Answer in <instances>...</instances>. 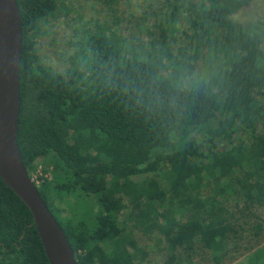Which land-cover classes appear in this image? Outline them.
<instances>
[{
  "label": "trees",
  "instance_id": "obj_1",
  "mask_svg": "<svg viewBox=\"0 0 264 264\" xmlns=\"http://www.w3.org/2000/svg\"><path fill=\"white\" fill-rule=\"evenodd\" d=\"M15 1L17 144L29 176L38 164L50 169L51 180L36 187L77 264H139L130 234L138 219L166 238L170 253L204 251L211 264H226L234 214L190 193L209 183L264 207V22L234 19L255 0H166L169 19H185L192 60L183 49L176 58L166 45L152 53L154 42L137 49L117 33H89L85 48L66 57L65 72L36 56L37 25L55 17L60 0ZM197 61L206 67L189 82ZM50 187L95 197L100 210L91 223L63 219ZM126 195L128 214L119 205ZM171 203L181 204L172 212ZM0 264H49L30 211L1 179Z\"/></svg>",
  "mask_w": 264,
  "mask_h": 264
},
{
  "label": "rangeland",
  "instance_id": "obj_2",
  "mask_svg": "<svg viewBox=\"0 0 264 264\" xmlns=\"http://www.w3.org/2000/svg\"><path fill=\"white\" fill-rule=\"evenodd\" d=\"M170 4L166 0H60L59 11L55 17L37 25L36 56L39 61L55 72L67 70L66 57L72 52L85 48L89 33L105 36L114 32L127 39L137 49H149L150 43H156L152 53H157L166 45L172 54L178 56L183 49L192 60L194 55L189 46V32L183 16L169 19ZM234 19L243 25L264 22V0H255L249 7L240 10ZM264 50V41L262 43ZM191 63V62H190ZM194 65L193 63H191ZM188 74V81L195 80V75L206 65L196 62ZM50 169L42 164L30 174L39 188L51 180ZM201 189L191 192V198L202 202H219L234 214L237 229L235 245L230 248V258L226 264H264V207L254 208L243 203L232 193L219 194L212 184L206 183ZM52 192L55 211L60 217L72 222L91 223L100 206L95 197H82L78 193L65 197ZM132 197L126 195L120 199V210L128 214ZM169 209L173 212L175 206ZM56 214V213H55ZM57 216V214H56ZM259 226V230L254 229ZM153 227L144 219L133 220L130 234L142 252L139 264H211L207 252L177 250L170 253L166 248V238L158 234H149ZM254 233L255 236L253 235ZM149 235V236H148ZM172 257V260L170 259Z\"/></svg>",
  "mask_w": 264,
  "mask_h": 264
},
{
  "label": "water",
  "instance_id": "obj_3",
  "mask_svg": "<svg viewBox=\"0 0 264 264\" xmlns=\"http://www.w3.org/2000/svg\"><path fill=\"white\" fill-rule=\"evenodd\" d=\"M21 52L18 5L15 0H0V179L30 211L49 264H77L60 225L24 167L18 148Z\"/></svg>",
  "mask_w": 264,
  "mask_h": 264
},
{
  "label": "built area",
  "instance_id": "obj_4",
  "mask_svg": "<svg viewBox=\"0 0 264 264\" xmlns=\"http://www.w3.org/2000/svg\"><path fill=\"white\" fill-rule=\"evenodd\" d=\"M35 184V183H34Z\"/></svg>",
  "mask_w": 264,
  "mask_h": 264
}]
</instances>
